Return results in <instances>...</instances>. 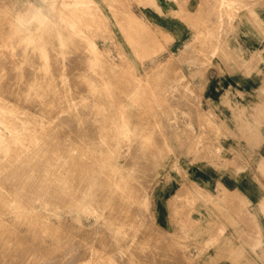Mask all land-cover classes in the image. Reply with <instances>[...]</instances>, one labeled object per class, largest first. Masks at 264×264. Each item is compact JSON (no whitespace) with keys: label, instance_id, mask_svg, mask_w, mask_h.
<instances>
[{"label":"rangeland","instance_id":"1","mask_svg":"<svg viewBox=\"0 0 264 264\" xmlns=\"http://www.w3.org/2000/svg\"><path fill=\"white\" fill-rule=\"evenodd\" d=\"M172 1L183 40L133 12L137 0H0V264H264V142L215 121L261 119L264 106L204 94L209 67L264 85V0ZM237 136L249 150L226 146ZM44 154L52 182H30ZM229 167L249 187L235 205L194 173Z\"/></svg>","mask_w":264,"mask_h":264},{"label":"crops","instance_id":"2","mask_svg":"<svg viewBox=\"0 0 264 264\" xmlns=\"http://www.w3.org/2000/svg\"><path fill=\"white\" fill-rule=\"evenodd\" d=\"M192 0H188L187 8L190 6ZM135 11L140 18H142L145 22L149 24L155 25L157 28L163 30L169 36H176L179 39L183 40L186 35V28L183 23L175 17L174 11L176 10L174 2L172 0H151V3H140L139 0L134 5ZM176 41H173L175 43ZM205 90L204 94L206 99L210 101V103L218 104L219 98L224 93H230L231 95H237L236 105H246V107L250 108L263 105L264 106V85L259 84V82L255 81L252 75H243V74H234L231 75L227 80L221 79L219 74L217 73V69L214 67H209L205 74ZM262 95V96H258ZM245 100V101H243ZM213 109L212 106H210ZM247 108V111H248ZM205 113L212 115L214 117V113L207 109H202ZM214 111V109H213ZM216 123L223 127V129L229 130L230 132H236L237 135L239 133L238 126L248 125L253 126V131L255 134L260 136L261 142H264V117L261 119H251L247 118V123L239 122L238 120H234L232 117H218L215 118ZM236 126V128H235ZM239 136V135H238ZM234 139L230 137V143L226 144L228 147L230 145L231 148H234L238 151H247L250 147L246 144L239 145V138ZM264 149V145L261 147ZM264 156L262 155L261 165L264 166ZM196 177L202 183L207 184H216L222 183L226 189L233 190H247L249 187L243 181H238L237 171L229 167V169L224 171L225 176L215 177L214 169L205 170V171H195ZM234 175V176H232ZM212 189H215L214 187ZM243 195V191H240ZM175 192H172L171 196ZM246 197V195H245ZM168 196L165 198L167 199ZM165 205H161L158 211V218L163 223L167 221L168 213L163 207Z\"/></svg>","mask_w":264,"mask_h":264},{"label":"bare ground","instance_id":"3","mask_svg":"<svg viewBox=\"0 0 264 264\" xmlns=\"http://www.w3.org/2000/svg\"><path fill=\"white\" fill-rule=\"evenodd\" d=\"M82 1H83V0H82ZM88 1H89V0H87V3H86V4L89 3ZM90 1H92V0H90ZM198 1H200V0H198ZM203 1H204V0H203ZM84 2H85V0H84ZM77 3H78V1H77ZM80 3H81V2H80ZM115 3H116V2H115ZM119 3H120V1H119ZM200 3H202V1H201ZM215 3H217V2H215ZM122 4H123V3H122ZM197 4H198V3H197ZM202 4H203V3H202ZM202 4H201V5H202ZM79 5H80V4H79ZM211 5H212V4H211ZM80 6H81V5H80ZM86 6H89V5H86ZM109 6H110V5H109ZM196 6H197V5H196ZM199 6H200V5H199ZM82 7H84L83 4H82ZM82 7H81V8H82ZM110 7H111V6H110ZM115 7H116V6H115ZM124 7H126V5H125ZM209 7H210V6H209ZM205 8H206V7H205ZM77 9H79V8H77ZM84 9H85V8H84ZM114 9H115V8H114ZM197 10L199 11V9H197ZM82 11H83V10H82ZM198 11H197V12H198ZM200 11H201V10H200ZM203 11H204V7H203ZM188 12H189V11H188ZM192 12H193V11H192ZM74 13H75V11H74ZM89 13H90V12H89ZM84 14H85V13H84ZM93 14H94V12H93ZM113 14H114V13H113ZM194 14H195V11H194ZM201 14H202V13H201ZM233 14H234V13H233ZM98 15H99V14H98ZM118 15H120V14H118ZM192 15H193V14H192ZM203 15H204V14H203ZM33 16H34V15H33ZM96 16H97V15H96ZM98 17H100V19H101V16H98ZM130 17H131V19H132L134 22L137 23V25H146V23H145L144 21H142L138 16H136L135 14H133L131 11H130ZM81 18H82V17H81ZM199 18H200V17H199ZM98 19H99V18H98ZM125 19H126V18H125ZM123 20H124V19H123ZM201 20L204 21L203 19H201ZM81 21H82V20H81ZM85 22H86V21H85ZM80 23H81V22H80ZM86 23H87V22H86ZM91 23H92V22H91ZM130 23H131V21H130ZM83 24H84V23H83ZM123 24H124V23H123ZM205 24H206V23H205ZM208 25H209V24H208ZM88 26H89V23H88ZM99 26H100V25H99ZM133 26H135V25H133ZM89 27H90V26H89ZM127 27H128V26H127ZM203 27H204V26H203ZM130 28H132V27H130ZM146 29H148V28H146ZM129 30H130V29H129ZM142 30H143V29H142ZM142 30H141V31H142ZM211 30H212V28H211ZM213 30H214V29H213ZM98 31H99V30H98ZM146 31H147V30H146ZM207 31H208V28H207ZM215 31H216V30H215ZM215 31H213V32H215ZM149 32H151V31H149ZM157 32H158V31H157ZM144 33H145V32H144ZM152 33H153V32H152ZM159 33H161V32H159ZM166 33H167V32H166ZM203 33H204V32H203ZM164 34H165V33H164ZM207 34H208V33H207ZM84 35H85V34H84ZM131 35H132V34H131ZM141 35H142V34H141ZM217 35H218V34H217ZM93 36H94V35H93ZM150 36H152V35L150 34ZM204 36H205V35H204ZM210 36H211V35H210ZM143 38H144V37H143ZM151 38H152V37H151ZM152 39H153V38H152ZM204 39H205V38H204ZM204 39H203V40H204ZM149 40H150V39H149ZM166 40H167V39H166ZM156 41H157V40H156ZM151 42H152V41H151ZM147 43H148V42H147ZM86 45H87V44H86ZM145 46H146V45H145ZM75 47H76V46H75ZM8 49H9V48H8ZM70 49H71V47H70ZM214 49H215V48H214ZM214 49H213V51H214ZM12 50H13V49H12ZM75 50H76V49H75ZM15 51H16V50H15ZM83 51H84V49H83ZM216 51H218V50L216 49ZM216 51H214V54L216 53ZM8 52H9V51H8ZM80 52H81V51H80ZM11 53H12V51H11ZM73 53H74V52H73V50H72V51H71V54H73ZM76 53H77V52H76ZM76 53H75V54H76ZM81 53H83V52H81ZM154 53H155V52H154ZM77 54H78V53H77ZM77 54H76V57L78 56ZM218 54H219V52H218ZM218 54H217V55H218ZM80 55H83V54H79V56H80ZM88 55H89V53H88ZM79 56H78V57H79ZM89 56H90V55H89ZM138 56H139V55H138ZM215 56H216V54H215ZM221 56H222V55H221ZM217 57H218V56H217ZM219 57H220V56H219ZM67 58H68V56H67ZM68 59H69V58H68ZM68 59H67V60H68ZM83 59H84V57H83ZM124 59H125V58H124ZM65 60H66V59H65ZM78 60H79V59H78ZM81 60H82V59H81ZM163 60H164V59H163ZM161 61H162V60H161ZM161 61H160V62H161ZM25 62H26V61H25ZM68 62H69V61H68ZM68 62H67V63H68ZM167 62H168V60H167ZM164 63H165V62H164ZM17 64H18V63H17ZM26 64H27V63H26ZM81 64H82V63H81ZM68 65H69V64H68ZM163 65H164V64H163ZM29 66H30V65H29ZM61 66H62V65H61ZM4 67H6V66H4ZM26 67H27V66H25L24 68H26ZM18 68H19V67H18ZM38 69H39V68H38ZM19 70H20V69H19ZM27 70H28V69H26V74H27ZM127 70H128V69H127ZM24 71H25V70H24ZM29 72H30V71H29ZM170 73H171V72H170ZM204 73H205V71H204ZM125 74H126V73H125ZM8 75H10V74H8ZM128 75H129V74H128ZM172 75H173V74H172ZM158 76H159V74H158ZM170 77H172V76H170ZM17 81H18V80H17ZM103 82H104V81H103ZM22 83H23V82H22ZM160 83H161V82H160ZM142 85H143V84H142ZM111 86H112V85H111ZM13 87H14V86H13ZM15 87H16V86H15ZM25 87H26V86H25ZM17 88H18V87H17ZM69 89H70V88H69ZM68 91H69V90H68ZM148 93H149V92H148ZM77 101H78V100H77ZM134 102H135V100H134ZM4 105H5V104H4ZM51 105H53V104H51ZM67 106H68V105H67ZM67 106H66V107H67ZM66 107H65V108H66ZM68 107H69V106H68ZM116 109H117V108H116ZM135 110H136V109H135ZM64 115H65V114H64ZM69 115H70V114H69ZM146 115H147V114H146ZM59 116H60V115H59ZM119 116H120V115H119ZM56 117H57V116H56ZM65 117H66V115H65ZM104 117H106V116H104ZM202 117H203V116H202ZM204 118H205V117H204ZM64 119H65V118H64ZM68 119H69V118H68ZM70 119H71V118H70ZM70 119H69V120H70ZM108 119H109V118H108ZM37 120H38V119H37ZM43 120H44V119H43ZM43 120H42V121H43ZM57 120H58V119H57ZM198 120H199V119H198ZM80 121H81V120H80ZM110 124H111V123H110ZM112 124H113V123H112ZM200 124H201V123H200ZM41 125H42V124H41ZM53 125H54V124H53ZM68 125H69V123H68ZM69 126H70V125H69ZM73 126H74V125H73ZM111 126H112V125H111ZM70 127H71V126H70ZM74 127H75V126H74ZM15 128H16V127H15ZM72 128H73V127H72ZM16 129H17V128H16ZM72 130H73V129H72ZM158 130H159V129H158ZM204 130H205V129H204ZM15 131H16V130H15ZM32 131H33V130H32ZM45 131H46V130H45ZM209 131H210V130H209ZM59 132H60V131H59ZM108 132H109V131H108ZM63 133H64V132H63ZM70 134H71V133H70ZM98 134H99V133H98ZM105 134H106V133H105ZM140 134H141V133H140ZM210 134H211V133H210ZM13 135H15V134H13ZM13 135H12V136H13ZM103 135H104V134H103ZM50 136H51V135H50ZM22 137H23V136H22ZM24 137H25V135H24ZM34 137H38V136L35 135ZM93 138H94V137H93ZM31 139H32V138H31ZM215 139H216V138H215ZM8 140L10 141V139H8ZM133 140H134V139H133ZM29 141H30V140H29ZM106 141H107V140H106ZM135 142H136V141H135ZM24 144H25V143H24ZM219 145H220V144H218V146H219ZM14 146H15V145H14ZM222 146H223V145H222ZM16 147H17V146H15V148H16ZM19 147H20V146H19ZM59 147H60V146H59ZM215 147H217V146L215 145ZM8 148H9V147H8ZM11 148H12V147H11ZM217 148H218V147H217ZM5 149L7 150V148H5ZM81 149H82V148H81ZM233 149H234V148H233ZM101 150H102V149H101ZM202 150H203V149H202ZM215 150H216V149H215ZM230 150H231V149H230ZM15 151H17V150H15ZM24 151H25V150H24ZM47 151H48V150H47ZM18 152H19V148H18L17 153H18ZM42 152H43V151H42ZM48 152H50V151H48ZM54 152H55V151H54ZM54 152H53V153H54ZM214 152H215V151H213V153H214ZM232 152H233V151H232ZM80 153H81V152H80ZM100 153H101V152H100ZM198 153H199V152H198ZM235 153H236V152H235ZM45 154L48 155L49 153H46V150H45ZM45 154L42 155V156L45 157V156H46ZM51 154H52V152L50 153V155H51ZM81 154H82V153H81ZM202 154H203V153H202ZM214 154H216V153H214ZM236 154H237V153H236ZM18 155H19V154H18ZM55 155H56V153L54 154V156H55ZM58 155H60V154H58ZM216 155H218V154H216ZM232 155H233V154H232ZM232 155H231V157L234 158V155H233V156H232ZM13 156H14V155H13ZM34 156H35V155H34ZM40 156H41V155H40ZM42 156H41V158H42ZM51 156H52V155H51ZM61 156H62V155H60V157L58 156L59 159L61 158ZM64 156H66V155H64ZM204 156H205V155H204ZM19 157H20V156H19ZM35 157H36V156H35ZM46 157H47V156H46ZM46 157H45L44 159H42V160H43V161H42V160L39 158V156H38V158L40 159V161H37L36 163H35L34 161H33V162L30 161V164H27V166L29 165V168H31L30 166H32V165H34V164H39V165L41 166V165H43V164L45 163ZM56 157H57V156H56ZM73 157H74V156H73ZM235 157H238V156H235ZM48 158H50V156H49ZM65 158H66V157H65ZM91 158H92V157H91ZM219 158H220V157H219ZM225 158H226V157H224L223 159H225ZM233 158H232V159H233ZM11 159H12V157H11ZM50 159H51V161L53 160L52 158H50ZM50 159H49V160H50ZM55 159L57 160V158H55ZM55 159H54V160H55ZM61 159H62V158H61ZM228 159H229V158H228ZM54 160H53V162H54V164H55V161H54ZM91 160H92V159H91ZM97 160H98V159H97ZM101 160H102V158H101ZM10 161H12V160H10ZM46 161L48 162V159H47ZM64 161H65V160H64ZM66 161H68V158H67ZM95 161H96V160H95ZM98 161H99V160H98ZM225 161H227V160H225ZM225 161H224V162H225ZM228 161H229V160H228ZM232 161L235 162L234 160H232ZM47 162L45 163V169H42L43 172H44V174L47 173V172H50V171H51L50 168H49L50 171H49V169H46V167H50V166H46V165H48V164L50 165V163L48 162V164H47ZM58 162H59V161H58ZM60 162H61V161H60ZM60 162H59V163H60ZM70 162H72V161H70ZM70 162H69V163H70ZM86 162H87V161H86ZM100 162H101V161H100ZM263 162H264V161H263ZM28 163H29V162H28ZM62 163H63V161H62ZM66 163H67V162H66ZM69 163H68V164H69ZM229 163H230V161H229ZM64 164H65V163H64ZM99 164H100V163H99ZM232 164H233V163H232ZM25 165H26V164H25ZM90 165H91V164H90ZM224 165H226V164H224ZM40 166H39V167H40ZM100 166H101V165H100ZM232 166H233V165H232ZM32 167H33V166H32ZM52 167H53V166H52V163H51V168H52ZM58 167H59V164H58ZM72 167H73V166H72ZM72 167H71V168H72ZM234 167H236V166H234ZM258 167H260V166H258ZM33 168H34V167H33ZM37 168H38V167H37ZM43 168H44V167H43ZM238 168H239V166H238ZM261 168H262L261 170L263 171V170H264V169H263L264 166L262 167V165H261ZM34 169H35V168H34ZM39 169H40V168H39ZM80 169H81V168H79L78 170H80ZM82 169H83V168H82ZM58 170H59V169H58ZM72 170H73V169H72ZM76 170H77V169H76ZM83 170H84V169H83ZM115 170H116V169H115ZM259 170H260V169H259ZM29 171H33V170L28 169V172H29ZM35 171H36V170H35ZM37 171H38V170H37ZM37 171H36V173H38ZM39 171H40V170H39ZM53 171H56V169L54 168ZM60 171H61V170H60ZM67 171H68V170H67ZM262 171H261V172H262ZM41 172H42V171H41ZM43 172H42V173H43ZM63 172H64V171H63ZM111 172H112V170H111ZM31 173H32V172H31ZM33 173H35V172H33ZM50 173H51V172H50ZM50 173H49V174H50ZM52 173H53V172H52ZM52 173H51V174H52ZM64 173H65V172H64ZM70 173H71V172H70ZM70 173H69V174H70ZM78 173H79V171H78ZM97 173H98V172H97ZM44 174H40V176H39L40 179H39L37 176H36V177H37L38 179H35V177L33 176L34 178L31 177V178H28L27 180H29L30 182H32V181H34V180H38V181H40V182H44V183L47 182V181H51V182H52V178H50L51 175H48V173H47V175H48L49 177L46 176V177L42 178L41 176L44 175ZM58 174H59V173H58ZM58 174H55V176L57 175V177H58V176H59ZM69 174H67V175L69 176ZM73 174H74V173H73ZM76 174H77V172L74 174V176H75ZM79 174H80V173H79ZM45 175H46V174H45ZM45 175H44V176H45ZM80 175H81V174H80ZM82 175H83V173H82ZM263 175H264V174H263ZM55 176H54V178H55ZM60 176H61V175H60ZM74 176H73V177H74ZM78 176H79V175H78ZM86 176H87V175H86ZM105 176H106V175H105ZM51 177H52V176H51ZM57 177H56V178H57ZM76 177H77V176H76ZM79 177H80V176H79ZM24 178H25V177H24ZM58 178H59V177H58ZM62 178H63V177H62ZM62 178H61V179H62ZM108 178H109V177H108ZM255 178H256V177H255ZM63 179H64V178H63ZM71 179H72V178H71ZM18 180L21 181V179H18ZM24 180H25V179H24ZM65 180H68V179H65ZM65 180H63V181H64L65 183H67ZM88 180H89V178H88ZM90 180H91V179H90ZM92 180H93V179H92ZM94 180H95V179H94ZM38 181H36V182H38ZM58 181H59V179H58ZM61 181H62V180H61ZM78 181H79V179H78ZM83 181H84V180H83ZM34 182H35V181H34ZM54 182H55V181H54ZM70 182H71V181H70ZM81 182H82V181H81ZM85 182H87V181H85ZM110 182H111V181H110ZM132 182H133V181H132ZM65 183H64V184H65ZM88 183H89V182H88ZM217 183H218V182H217ZM217 183H216V184H217ZM18 184H19V183H18ZM40 184H42V185H40ZM64 184H63V186L61 185V186L63 187L62 189H64V187L66 186V185L64 186ZM68 184H69V182H68ZM68 184H67V185H68ZM90 184H91V183H90ZM114 184H115V183H114ZM114 184H113V185H114ZM79 185H80V184H79ZM85 185H86V184H85ZM218 185H219L220 189L222 190V193L220 192L221 194H223V193H224V194H228V195H229V194H232V196H235V195L238 196V195H240V196L242 197L241 199H245V198H246L245 195H243V194H242L239 190H237V189H236V190H233V191H230V190L226 189V187H225L222 183H218ZM37 186H38V185H37ZM69 186H70V185H69ZM71 186H72V185H71ZM115 186H116V185H115ZM148 186H149V184H148ZM20 187H21V186H20ZM32 187H33V186H31V188H32ZM38 187H43L44 190L47 188V186L44 185L43 183H39V186H38ZM67 187H68V186H67ZM72 187H73V186H72ZM72 187H70V188H72ZM81 187H82V186H81ZM85 187H86V186H85ZM116 187H117V186H116ZM25 188H26V187H25ZM29 188H30V186H29ZM29 188H28V189H29ZM75 188H76V187H75ZM75 188H74V189H75ZM87 188H88V187H87ZM151 188H152V187H151ZM35 189H37L36 186H35ZM35 189H31V190H34V192H35V191L39 190L40 188L37 189V190H35ZM49 189H50V188H49ZM65 189H66V188H65ZM77 189H78V185H77ZM178 189H180V188H178ZM181 189H182V188H181ZM31 190L29 189V191H31ZM47 190H48V188H47ZM67 190H68V189H67ZM67 190H66V191H67ZM71 190H72V189H71ZM71 190H70V191H71ZM80 190H81V188H80ZM52 191H54V190H52ZM52 191H51V195H52ZM70 191H68V192H70ZM73 191H75V190H73ZM76 191H79V189L76 190ZM82 191H83V190H82ZM120 191H122V190H120ZM27 192H28V191H27ZM44 192H45V191H44ZM55 192H56V191H55ZM61 192H62V191H61ZM71 192H72V191H71ZM84 192H86V191H84ZM28 193H29V192H28ZM37 193L40 194L39 191H38ZM41 193H42V191H41ZM73 193H75V192H73ZM86 193H87V192H86ZM182 193H183V192H182ZM30 194H32V193H30ZM44 194H45V193H44ZM53 194H54V193H53ZM63 194H64V193H63ZM76 194H77V193H76ZM79 194H81V192H80ZM21 195H22V194H21ZM33 195H34V193H33ZM35 195H36V194H35ZM40 195H41V194H40ZM48 195H49V193H48ZM51 195H50V196H51ZM228 195H224V196L221 195V197L223 196V198H224L223 200H225V199L227 198ZM25 196H26V195H25ZM29 196H30V195H29ZM55 196H57V195H55ZM75 196H76V195H75ZM77 196H78V195H77ZM79 196H80V195H79ZM81 196H82V194H81ZM84 196H85V194H84ZM127 196H128V195H127ZM182 196H183V195H182ZM225 196H226V198H225ZM230 196H231V195H229L228 197H230ZM232 196H231V197H232ZM53 197H54V195H53ZM128 197H129V196H128ZM231 197H230V200L233 199V197H232V198H231ZM235 197H236V196H235ZM238 197H239V196H238ZM56 198H57V197H56ZM79 198H80V197H79ZM129 198H130V197H129ZM49 199H50V198H49ZM132 200H133V199H132ZM233 200H234V199H233ZM235 200H236V202H239L237 199H235ZM235 200H234V202L232 201V202H233L232 205H235V204H236V203H235ZM58 201H59V200H58ZM60 201H61V200H60ZM192 201H193V200H192ZM225 201H226V200H225ZM263 201H264V200L262 199V201H261V202H262L261 205L263 204ZM135 202H136V201H135ZM135 202H134V203H135ZM228 202L230 203L231 201L228 200ZM234 203H235V204H234ZM244 203L246 204V202H244ZM135 204H137V203H135ZM137 205H138V204H137ZM230 205H231V204H230ZM237 205H238V203H237ZM113 206H114V205H113ZM132 207H133V206H132ZM139 207H140V206H139ZM249 208H250V207H249ZM262 208H263V207H262ZM117 210H118V209H117ZM122 210H123V209H122ZM135 210H136V209H135ZM141 210H143V209L141 208ZM130 212H132V211L130 210ZM135 212H136V211H135ZM140 212L142 213V211H140ZM144 212H145V211H144ZM176 212H177V211H176ZM262 212H263V210H262ZM132 213H133V212H132ZM136 213H137V212H136ZM145 213H146V212H145ZM130 214H131V213H130ZM137 214H138V213H137ZM142 214H143V213H142ZM131 215H132V214H131ZM131 215H130V217H132ZM133 215H134V214H133ZM139 216H140V215H139ZM133 217H134V216H133ZM145 217H147V216L145 215ZM139 218H140V217H139ZM147 218H148V217H147ZM134 219H135V218H134ZM137 219H138V218H137ZM142 219H143V218H142ZM138 220H139V219H138ZM133 224H134V223H133ZM160 230H161V229H160ZM210 232H211V231H210ZM161 233H162V232H161ZM163 233H164V232H163ZM21 236H22V235H21ZM166 236H167V235H166ZM166 236H165V238H166ZM170 238H171V237H170ZM62 239H63V238H62ZM64 239H65V238H64ZM68 239H70V238H68ZM81 241H82V240H81ZM169 241H171V240H168V242H169ZM62 242H63V241H62ZM62 242H61V243H62ZM64 242H65V241H64ZM82 242H84V241H82ZM255 242H256V241H255ZM77 243H78V242H77ZM26 244H27V243H26ZM86 244H87V243H86ZM170 244H171V243H170ZM172 244H174V242H173ZM168 245H169V244H168ZM239 245H240V244H239ZM72 246H74V245H72ZM82 246H83V245H82ZM154 246H155V245H154ZM165 246H166V245H165ZM174 246H175V245H174ZM174 246H173V247H174ZM249 246H250V245H249ZM70 247H71V246H70ZM88 247H89V246H88ZM157 248H158V247H157ZM258 248H259V247H258ZM72 249H73V248H72ZM78 249H79V247H78ZM233 249H234V248H233ZM256 249H257V248H256ZM64 250H65V249H64ZM75 250H76V249H75ZM94 250H95V249H94ZM162 250H163V248H162ZM176 250H177V249H176ZM77 251H78V250H77ZM81 251H82V250H81ZM155 251H156V250H155ZM177 251H179V249H178ZM27 252H28V251H26V253H27ZM168 252H169V251H168ZM64 253H65V251H64ZM29 254H30V253H29ZM62 254H63V253H62ZM66 254H67V253H66ZM79 254H80V253H79ZM81 254H82V253H81ZM115 254H116V253H115ZM115 254H114V256H115ZM177 254H178V253H177ZM179 254H180V253H179ZM17 256H18V255H17ZM43 256H44V255H43ZM79 256H80V255H79ZM167 256H168V255H167ZM179 256H180V255H179ZM18 257H19V256H18ZM102 257H103V256H102ZM39 258H40V257H39ZM53 258H54V257H53ZM55 258H56V257H55ZM55 258H54V259H55ZM72 258H74V257H72ZM72 258H71V259H72ZM114 258H115V257H114ZM171 258H172V257H171ZM27 259H28V258H27ZM36 259H37V258H36ZM47 259H48V258H47ZM50 259H51V258H50ZM54 259H52V260L54 261ZM61 259H62V258H61ZM69 259H70V258H69ZM71 259H70V260H71ZM30 260H31V259H30ZM39 260H41V259H39ZM117 260H118V259H117ZM183 260H185V259H183ZM37 261H38V259H37ZM37 261H36V262H37ZM55 261H56V259H55ZM118 261H119V260H118ZM38 262L41 264L40 261H38ZM48 262H49V259H48ZM74 262H75V261H74ZM26 263H27V262H26ZM26 263H24V264H26ZM65 263H66V262H65ZM67 263H68V261H67ZM67 263H66V264H67ZM91 263H92V260H91ZM33 264H34V263H33ZM51 264H53V263H51ZM63 264H64V263H63ZM72 264H74V263L72 262ZM88 264H89V263H88Z\"/></svg>","mask_w":264,"mask_h":264}]
</instances>
